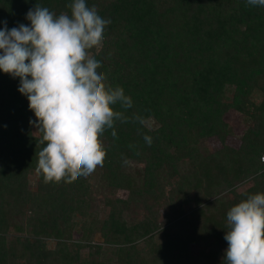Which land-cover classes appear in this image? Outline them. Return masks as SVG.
<instances>
[{
	"label": "trees",
	"instance_id": "trees-1",
	"mask_svg": "<svg viewBox=\"0 0 264 264\" xmlns=\"http://www.w3.org/2000/svg\"><path fill=\"white\" fill-rule=\"evenodd\" d=\"M70 3L0 0V29L4 21L9 29L30 25L26 13L36 4L70 15ZM86 4L111 21L89 54L133 105L115 106L128 120L116 121L117 138L111 129L102 135V166L72 183H45L35 171L44 145L29 123L37 118L20 78L0 70V264H223L227 212L264 193V7L246 0ZM230 111L244 116L238 144L229 141ZM212 137L220 147L203 145Z\"/></svg>",
	"mask_w": 264,
	"mask_h": 264
},
{
	"label": "clouds",
	"instance_id": "clouds-1",
	"mask_svg": "<svg viewBox=\"0 0 264 264\" xmlns=\"http://www.w3.org/2000/svg\"><path fill=\"white\" fill-rule=\"evenodd\" d=\"M264 7V0H246ZM68 13L57 15L36 4L26 13L30 25L0 29V70L19 77L18 90L37 119L29 120L39 133L37 174L44 182L72 183L104 164L101 139L106 129L117 138L116 121L128 118L116 109L131 108L123 87H112L98 73L100 61L89 50L102 45L110 24L86 0H72ZM141 124L142 117L135 116ZM151 146L152 137L145 134ZM264 162V156L261 157ZM127 163V161H125ZM228 242L223 264H264V193L249 195L227 212Z\"/></svg>",
	"mask_w": 264,
	"mask_h": 264
},
{
	"label": "rangeland",
	"instance_id": "rangeland-1",
	"mask_svg": "<svg viewBox=\"0 0 264 264\" xmlns=\"http://www.w3.org/2000/svg\"><path fill=\"white\" fill-rule=\"evenodd\" d=\"M233 87L232 86H228L227 89L230 90L232 89ZM231 91V90H230ZM255 100L256 101H260L262 96L259 94V93H256V95L254 96ZM227 118L234 124L235 126V135H232L230 138H229V141L232 143V144H238L239 143V133L242 132V128H243V120H244V116L241 115L240 113L236 112V111H230ZM203 145H208L211 149H215V148H218L221 146V143L216 139V138H209L208 140H204L203 141ZM37 175L34 174V175H31L30 176V180L32 181V183L34 184L35 181L37 180ZM96 177L95 179L93 180V182L96 181ZM97 183V182H96ZM96 207H98L99 209V213H100V216L101 217H106L107 216V212H108V208L103 205L102 203V199L97 198L96 199ZM97 240V238H95ZM54 241H51L50 242V246H54Z\"/></svg>",
	"mask_w": 264,
	"mask_h": 264
}]
</instances>
